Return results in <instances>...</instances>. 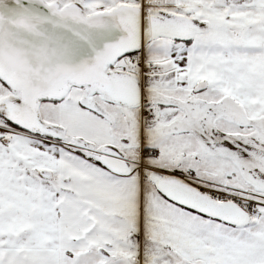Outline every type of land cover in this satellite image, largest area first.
<instances>
[{
  "label": "snow or ice",
  "instance_id": "obj_1",
  "mask_svg": "<svg viewBox=\"0 0 264 264\" xmlns=\"http://www.w3.org/2000/svg\"><path fill=\"white\" fill-rule=\"evenodd\" d=\"M0 264H264V0H0Z\"/></svg>",
  "mask_w": 264,
  "mask_h": 264
}]
</instances>
